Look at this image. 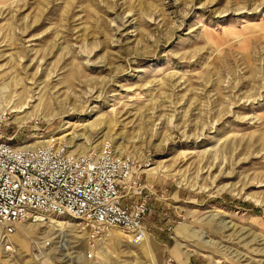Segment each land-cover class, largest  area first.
I'll return each mask as SVG.
<instances>
[{
	"label": "rangeland",
	"instance_id": "obj_1",
	"mask_svg": "<svg viewBox=\"0 0 264 264\" xmlns=\"http://www.w3.org/2000/svg\"><path fill=\"white\" fill-rule=\"evenodd\" d=\"M0 110L14 144L130 155L150 204L95 247L39 211L0 264H264V0H0Z\"/></svg>",
	"mask_w": 264,
	"mask_h": 264
},
{
	"label": "built area",
	"instance_id": "obj_2",
	"mask_svg": "<svg viewBox=\"0 0 264 264\" xmlns=\"http://www.w3.org/2000/svg\"><path fill=\"white\" fill-rule=\"evenodd\" d=\"M4 118L0 110V239L8 248L18 225L39 211L78 218L90 247L114 227L134 242L143 239L150 204L132 177L130 155L107 143L80 153L52 143L14 144L2 136Z\"/></svg>",
	"mask_w": 264,
	"mask_h": 264
},
{
	"label": "bare ground",
	"instance_id": "obj_3",
	"mask_svg": "<svg viewBox=\"0 0 264 264\" xmlns=\"http://www.w3.org/2000/svg\"><path fill=\"white\" fill-rule=\"evenodd\" d=\"M23 108H21V107H18V108H15L14 110H22ZM23 111V110H22ZM18 121V120H17ZM67 135H69V133L67 134ZM66 135V136H67ZM57 136H53V137H51V138H49V139H45V142H47V141H57V140H55V138H56ZM58 139V138H57ZM73 139H74V136H73ZM60 140V139H59ZM39 142H40V140H39ZM38 143V142H37ZM24 146H34V144L32 145V144H30V145H24ZM158 169V168H157ZM148 170V169H147ZM75 218V217H74ZM34 219L35 220H38V219H43V217L41 216V215H39V213L38 212H36V216L34 217ZM7 247V246H6Z\"/></svg>",
	"mask_w": 264,
	"mask_h": 264
}]
</instances>
